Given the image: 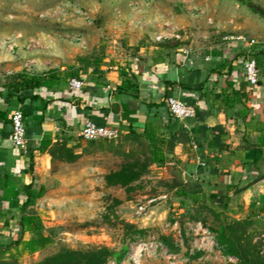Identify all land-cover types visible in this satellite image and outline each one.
<instances>
[{"label": "rangeland", "instance_id": "1", "mask_svg": "<svg viewBox=\"0 0 264 264\" xmlns=\"http://www.w3.org/2000/svg\"><path fill=\"white\" fill-rule=\"evenodd\" d=\"M238 36L256 40L255 45L264 41V0H0V73L8 81L19 65L32 74L60 66L87 72L97 60L133 61L155 45L200 52ZM51 149L49 173L36 175V188L43 186L44 193L28 208L50 241L34 253L23 245L7 247L18 237L13 231L0 238L1 258L33 264L63 249L106 248L115 255L105 264L237 262L216 241L215 205L208 209L204 200L193 204L175 196L182 176L168 161L148 163L145 140L76 136L74 144L60 142ZM127 161L141 170L146 166L142 177L130 188L109 184L106 176ZM259 196L250 211L231 207L220 219H245L247 210L253 220L247 231L264 252ZM34 236L25 233L23 240ZM164 236L177 251L161 240Z\"/></svg>", "mask_w": 264, "mask_h": 264}, {"label": "crops", "instance_id": "2", "mask_svg": "<svg viewBox=\"0 0 264 264\" xmlns=\"http://www.w3.org/2000/svg\"><path fill=\"white\" fill-rule=\"evenodd\" d=\"M255 44L229 39L200 52L155 45L138 52L133 61L97 60L87 72L71 73L60 66L41 73L51 76L48 86L10 96L7 75L1 72L0 238L17 232L19 217L17 209L3 199L4 191H17L22 203L23 187L32 184L36 188L39 170L49 173L48 148L60 142L74 144L86 119L116 127L123 137L130 130L142 134L150 128L164 139L161 148L166 163L178 169L181 184L199 191V199L213 202L217 209L212 207L222 211L210 196L217 194L220 200L226 197L224 213L239 206L250 211L259 200L251 196L250 187L264 177L257 179L264 174V41ZM247 56H253L258 64L256 85L249 84L243 72ZM12 71L28 69L19 65ZM71 77L83 79L80 90L69 89ZM168 97L193 106L195 117H172ZM18 109L24 114L25 149L15 147L11 140V115ZM45 142L50 146L46 148ZM259 197L264 202V189ZM247 210L243 211L246 217L250 214Z\"/></svg>", "mask_w": 264, "mask_h": 264}, {"label": "trees", "instance_id": "3", "mask_svg": "<svg viewBox=\"0 0 264 264\" xmlns=\"http://www.w3.org/2000/svg\"><path fill=\"white\" fill-rule=\"evenodd\" d=\"M47 76V74H31L26 71L13 73L9 76V80L6 83L9 89L8 95L10 96L16 92L27 91L28 89L40 86H48L50 84L51 76ZM19 100L23 101V97H19ZM128 135L135 136L138 139H143L147 142L149 152L148 157H146V161L148 163L163 164L165 162L166 158L161 148V145L164 143V139L157 136L153 130L146 127L142 134H138L135 131L130 130ZM50 144V142H45L43 145L47 148ZM55 145H58V143H55L52 146ZM52 146L48 148L50 154L52 153ZM63 148L66 147L63 146ZM141 168L143 169L141 170L137 166V163L134 164L127 161L122 164L118 170L110 172L106 176V180L109 184L130 188V186L138 181L144 174L143 172L146 166L143 165ZM263 176L264 174L259 175L257 179ZM23 192L25 198L22 203L19 202L18 192L13 189L5 190L4 195L2 196L4 200L9 202L10 208H16L19 212V217L15 226L18 237L16 239H11L7 244V247H10L11 245H23L24 250L34 253L50 241L49 237L45 236L41 232L42 223L40 218L28 209L33 206L36 199L43 195L44 187L40 186L39 188H34L32 184H28L23 187ZM197 193H199V191L195 187L192 189L191 187L181 184L179 188L176 189L175 196L189 199L194 204L200 200ZM210 196L211 198H216L217 202L220 203L219 207L222 209V211H214L217 216L216 219L218 220V226L215 230H213L216 241L223 248L224 254L233 256L237 260L236 263L228 262L226 264H264V252L258 249V244L252 242V239L247 231L248 227L253 222L250 214L245 219L230 220L227 217L225 220L220 219V216L224 213L223 210L226 208L224 205V199L226 197L223 199L221 198L220 200L217 194H210ZM222 200L224 202L221 203ZM204 202L207 206H209L208 209H214L212 207L213 202L211 204H208L206 201ZM25 232H32L35 236L24 241L23 235ZM168 239L169 238L166 236L161 237V240L172 250L177 251V248L172 245ZM1 246L2 243H0V249ZM2 250L4 251V249ZM3 251L0 253H3ZM112 254L115 255L106 248L90 249L87 251L63 249L33 264H105L108 256ZM120 255L121 254L117 256L118 259L120 258ZM0 264L13 263L9 262V260L1 258L0 256Z\"/></svg>", "mask_w": 264, "mask_h": 264}, {"label": "built area", "instance_id": "4", "mask_svg": "<svg viewBox=\"0 0 264 264\" xmlns=\"http://www.w3.org/2000/svg\"><path fill=\"white\" fill-rule=\"evenodd\" d=\"M235 39L254 44V39H245L244 37H236ZM243 72L246 81L251 85H256L259 81V69L256 59L253 56H247L243 62ZM69 89L72 91L80 90L84 81L78 77L69 79ZM167 108L170 115L178 120H187L195 117L196 109L178 98L168 97ZM120 132L116 127L109 125H99L91 119H86L78 131L77 136L84 141L91 140H115L119 137ZM11 140L12 144L19 148L25 149L27 145L26 128L24 115L20 109L14 111L11 115Z\"/></svg>", "mask_w": 264, "mask_h": 264}, {"label": "water", "instance_id": "5", "mask_svg": "<svg viewBox=\"0 0 264 264\" xmlns=\"http://www.w3.org/2000/svg\"><path fill=\"white\" fill-rule=\"evenodd\" d=\"M264 189V177L256 181L251 187V196L255 199L258 195L263 193Z\"/></svg>", "mask_w": 264, "mask_h": 264}]
</instances>
